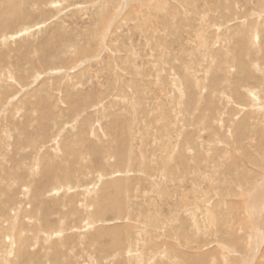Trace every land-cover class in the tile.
<instances>
[{
  "label": "rangeland",
  "instance_id": "rangeland-1",
  "mask_svg": "<svg viewBox=\"0 0 264 264\" xmlns=\"http://www.w3.org/2000/svg\"><path fill=\"white\" fill-rule=\"evenodd\" d=\"M243 263L264 0H0V264Z\"/></svg>",
  "mask_w": 264,
  "mask_h": 264
},
{
  "label": "bare ground",
  "instance_id": "bare-ground-1",
  "mask_svg": "<svg viewBox=\"0 0 264 264\" xmlns=\"http://www.w3.org/2000/svg\"><path fill=\"white\" fill-rule=\"evenodd\" d=\"M111 0H107V2L109 3ZM149 4V3H148ZM201 42H203V40L201 41ZM245 64V63H244ZM236 81H237V79H236ZM234 82H235V80H234ZM236 83H238V82H236ZM234 85H236V84H234ZM236 87V86H235ZM41 186V185H40ZM42 187V186H41ZM250 197H251V194H248V199H250ZM247 203H248V200H247ZM253 203H255L254 205H253ZM83 204L85 205V203L83 202ZM87 206V205H86ZM248 206V209H246V210H244V211H246V213H247V217H249V223L251 224V231H252V236H250L249 237V242L251 243V245H250V248H251V250H254V249H256L257 248V244H258V242H259V240H260V238H259V235H260V233H259V231H258V228H257V226H256V222H257V215H256V202H255V198L252 200V202L250 203V204H248L247 205ZM85 207V206H84ZM197 208H198V206H197ZM210 209V210H209ZM208 209V211H209V213H210V211H211V208H209ZM91 210V209H90ZM195 210H197V209H195ZM195 210H193L192 212H191V215L193 216V217H195V215L197 214V211H195ZM207 210V209H206ZM213 213V212H212ZM204 216H205V214H203ZM202 215V216H203ZM203 216V217H204ZM210 216V215H209ZM191 217V216H190ZM192 217V218H193ZM196 218H197V216H196ZM213 218V217H212ZM195 220V219H194ZM195 221H197V220H195ZM86 223H88L87 221H86ZM14 224V223H13ZM195 224V223H194ZM88 225V224H87ZM10 226H11V224H10ZM249 231V230H248ZM96 232H98V233H103L104 232V228H99V229H96ZM95 232V233H96ZM97 234V233H96ZM15 240H16V236L14 237V236H12V238L10 239V243L7 245V246H5V248H6V251H7V253L6 254H10L11 252H13V243L15 242ZM19 252H20V250H18L17 251V256H18V254H19ZM13 254V253H12ZM139 258V257H138ZM8 258H5V260H3L4 262L7 260ZM27 259H29L28 257H27ZM3 262V263H4ZM216 263H217V261H216ZM243 264H245V263H243Z\"/></svg>",
  "mask_w": 264,
  "mask_h": 264
}]
</instances>
